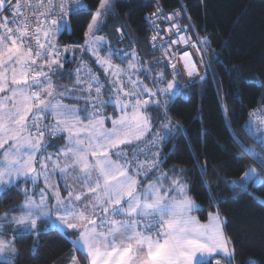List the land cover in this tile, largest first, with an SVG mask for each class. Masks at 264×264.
<instances>
[{
  "label": "snow or ice",
  "instance_id": "6c2138e0",
  "mask_svg": "<svg viewBox=\"0 0 264 264\" xmlns=\"http://www.w3.org/2000/svg\"><path fill=\"white\" fill-rule=\"evenodd\" d=\"M81 10H88L82 0H0V197L8 198L12 189L21 191L20 183L32 185L22 190V203L0 214V264H18L16 235L2 238L8 231L28 234L33 247L42 235L61 234L81 254L72 257V264H81V258L83 264H222L221 256L223 264H234L236 249L225 231L227 220L217 210L201 223L192 215L201 206L188 194L183 176L188 169L180 168V175L172 176L176 166L162 167L168 155L163 147L181 131L167 115L177 95L176 77L186 73L189 80L205 78L198 64L205 72L210 67L203 55L211 47L210 38L193 41L189 33L194 26L176 22L180 11L166 17L152 13L171 23L162 30L150 20L157 33L150 46L163 53L142 62L135 48L115 49L105 36L97 35L112 12L111 0H99L83 43L61 46L55 37L71 33L69 17ZM116 31L123 40V31ZM173 45L196 49L199 60L188 51L175 57ZM67 53L72 60L79 53L74 70L64 68L70 62ZM214 55L219 59L222 54ZM113 57L127 60L126 66L113 63ZM160 63L165 69L155 67ZM168 68L172 80L166 78ZM64 75L73 80L71 86L53 79ZM66 99L76 104L65 103ZM149 109L163 110L161 117L167 122H161L157 131ZM221 111L233 142L264 169V152L242 143L226 104ZM243 127L264 148V109L250 112ZM197 166L201 167L199 162ZM57 175L62 184L53 181ZM200 175L215 205L212 184L206 179L207 161ZM220 179L243 192L250 185L264 188V175L251 165L239 180ZM17 211L19 215L14 214Z\"/></svg>",
  "mask_w": 264,
  "mask_h": 264
},
{
  "label": "trees",
  "instance_id": "16d2710c",
  "mask_svg": "<svg viewBox=\"0 0 264 264\" xmlns=\"http://www.w3.org/2000/svg\"><path fill=\"white\" fill-rule=\"evenodd\" d=\"M159 1L165 11L176 7L181 9L182 23L194 26L190 33L194 41L204 36L211 40V47L203 53L205 61L210 64L205 78L185 85L181 76L176 77V81L181 79L180 83L177 82L180 90L171 101L167 115L171 125L174 128L179 125L181 131L163 147V152L168 155L162 167L167 170L176 166V175H180V168L188 169L183 176L187 178L188 193L201 206L195 211L200 220L205 221L210 212L217 210L227 220L225 231L232 237L236 249L234 264H264V204L253 198L264 200V188L250 185L248 191L243 192L220 179L223 176L227 180H237L252 162L264 175V169L233 142L221 111L222 104H226L227 116L236 136L246 146L255 144L244 131L243 123L250 111L264 101V87L258 86L264 85V0ZM84 3L88 10L69 17L72 31L59 35L60 43H83L84 32L99 0H84ZM152 7V2L147 0H113L112 12L107 15L100 33L112 37L115 46L126 50L135 48L139 56V52L143 53L144 58L140 56L142 62L159 59L150 46L146 22V15ZM118 26L125 33V40L121 42L117 40ZM214 53L222 55L218 59ZM88 61L89 66L100 73L94 61L90 58ZM155 67L165 69V64ZM100 75L102 78L103 74ZM165 75L167 80L173 79L168 69ZM145 83L151 87L150 81L145 80ZM165 98L160 97L161 100ZM162 111L149 109L155 124L164 120ZM206 161V179L212 184L215 205L210 203L209 189L201 182V167ZM198 162L201 167L197 166ZM25 186L20 183L21 191L12 189L8 198L0 197V214L23 202ZM14 214L19 215V212ZM4 234L8 239L14 235L17 237L18 264H64L71 255L81 257L68 239L58 233L42 235L36 247L28 234L11 231Z\"/></svg>",
  "mask_w": 264,
  "mask_h": 264
},
{
  "label": "built area",
  "instance_id": "2783aa9c",
  "mask_svg": "<svg viewBox=\"0 0 264 264\" xmlns=\"http://www.w3.org/2000/svg\"><path fill=\"white\" fill-rule=\"evenodd\" d=\"M147 1H151L152 4H153V7H152L151 11L149 13H147V15H146V22H147V28L149 30V39L150 40H151V37L152 36H154V35L157 34L156 33V30L153 28V25L150 22V20H156V23L159 25L160 29H162V30L165 29V28H167L169 26V24L171 23V22L166 21V20H163V19H158L157 20L155 17H152L151 16L152 13H157L161 17H166L168 14H173L174 15L175 12L180 11L181 12V15H180V17L177 18L176 22H178L180 25H188V24L182 23V11H181V9L179 7H176L174 9L170 10V11H165L164 8L162 7V5H161V3H160L159 0H147ZM82 2L84 3V0H82ZM13 3H15V0H13ZM158 9H159V12H158ZM4 15L10 17L11 16V13L5 12ZM117 28H120L121 29V27H117ZM119 35L120 34L118 33V37H119ZM161 35H164L165 36V39H167V36L163 32L161 33ZM124 38H125V35H124ZM172 39H176V37L173 36ZM191 39H192V37H191ZM71 43H74V42H68L66 44H71ZM135 45L137 46L136 43H135ZM172 47H173V53H174V56L175 57L181 56L183 54V51H188L192 55L193 60H195V61H198L199 60V55L196 53V49H194V48H192V47H190L188 45H173ZM155 50H156L157 56L159 58H161L162 57L163 50L160 47H157ZM139 54H140L141 57L144 58V54L143 53H140L139 52ZM68 59L69 60H72L71 56ZM178 66L182 68V62ZM198 67L200 68L201 75L204 76L205 75L204 66L198 64ZM168 70L172 74L171 69L168 68ZM180 76L182 77V80H183V82H184L185 85H190V84L196 83V82H198L200 80L198 78H194V79L189 80V78L186 76V73L184 75H180ZM186 81H187V83H186ZM260 109H264V101L259 106L253 108L250 112H252L253 110H260ZM248 119H249V114L247 116V119L243 123V125L248 121ZM253 119H255V118H253ZM257 123H259V122H257ZM244 131H245V129H244ZM246 134H247V136L249 138H251L247 132H246ZM251 139L256 143V145L259 147L260 150L264 151V148H261V145L255 139H253V138H251Z\"/></svg>",
  "mask_w": 264,
  "mask_h": 264
},
{
  "label": "crops",
  "instance_id": "0c3cea01",
  "mask_svg": "<svg viewBox=\"0 0 264 264\" xmlns=\"http://www.w3.org/2000/svg\"><path fill=\"white\" fill-rule=\"evenodd\" d=\"M99 35H104L105 36V34H99ZM111 42V41H110ZM82 44V43H81ZM111 44L113 45V43L111 42ZM113 47L115 48V49H121V50H123V51H131V50H126L125 48H123L122 46H115V45H113ZM105 52L107 51V49H105L104 50ZM104 54V52H102L101 53V55H103ZM71 56V58H72V54L71 53H69L68 55H67V57H70ZM88 56H85L84 57V60H86L87 62H89L88 61ZM79 61H80V56H79V53H77V56H76V59L75 60H71V62H69V63H65L64 64V68H65V70L66 71H68V70H74L77 66H78V64H79ZM145 61H147V60H145ZM113 63H115V64H117V65H120V66H122V67H124V66H126V64H127V60H124V61H121L120 59H118V58H116V57H113ZM95 64V63H94ZM96 65V64H95ZM97 66V65H96ZM91 67H93L92 65H91ZM98 67V66H97ZM53 79L55 80V81H57V83L58 84H62V85H69V86H71V84H72V82H73V80L72 79H69V77L67 76V75H64V76H62V77H53ZM102 80H104V76L101 78ZM58 91H63V89L62 88H58ZM109 91V89L106 87L105 88V92H108ZM65 103H69V104H76V101H74V100H65L64 101ZM79 106H81V105H79ZM114 111V109H112V108H108L107 109V113H110V112H113ZM63 141H58V142H56V143H62ZM49 151H54V149H49ZM62 184V183H61ZM40 186H42V182L40 183ZM61 191L63 192V189H61ZM65 195H66V193H64ZM189 194V193H188ZM190 195V194H189ZM197 203V202H196ZM198 204V203H197ZM196 210H194L193 211V213H192V215H194V216H196L197 218H198V216H197V214H196V212H195ZM216 211H212V212H210L209 213V215L210 214H214ZM209 215H208V217H207V219L205 220V221H202V220H200L199 218V221L201 222V223H207L208 222V219H209ZM5 235V234H4ZM4 235H3V237L2 238H4ZM72 238L74 239L75 238V235H73L72 236ZM8 239V238H7ZM76 251V250H75ZM74 255H71L70 256V260H68V261H66V263H64V264H72V257H73ZM78 257V256H77ZM221 259H222V256L220 257ZM223 264V263H222Z\"/></svg>",
  "mask_w": 264,
  "mask_h": 264
},
{
  "label": "rangeland",
  "instance_id": "374dc122",
  "mask_svg": "<svg viewBox=\"0 0 264 264\" xmlns=\"http://www.w3.org/2000/svg\"><path fill=\"white\" fill-rule=\"evenodd\" d=\"M111 3H112V8H113V0H111ZM100 34V32H98L97 33V35H99ZM101 36H104V35H101ZM105 37L109 40V41H111V42H113L112 40V37H109V36H107V35H105ZM56 39H57V37H55ZM193 39V38H192ZM149 41H150V39H149ZM193 41H194V39H193ZM160 68H158V70H159ZM171 74V73H170ZM172 75V74H171ZM170 80H172V77H171V79ZM178 81V83H180V81H181V79L180 78H178L177 79ZM178 85V84H177ZM177 85H176V88H177ZM182 86V85H181ZM179 87H180V85H179ZM178 90H180V89H177V91ZM163 98H165V97H163ZM82 106V105H81ZM114 112V111H113ZM113 112H110V113H108V114H113ZM161 122H167V121H165V120H162V121H159L157 124H155V127L153 128V131H157L158 129H159V124L161 123ZM108 127H111V124L109 123L108 125H107ZM151 137H149V139H150ZM250 147H253V148H256V146H255V144H253V143H250ZM257 149V148H256ZM251 166L252 167H254V168H256L257 169V171L259 172V167L256 165V164H254V162H252L251 163ZM172 176H176V174L175 173H172L171 174ZM52 179H53V181H57V182H60V183H63L62 181H60V178H59V176L57 175V176H53L52 177ZM240 178H238L237 180H239ZM145 183H147V181H145ZM25 187H28V188H31L32 187V185H30V186H25ZM41 187H43V184H42V186ZM31 194V193H30ZM62 194H64V192H62ZM65 195V194H64ZM4 240H10V239H7V236H5L4 235V238H3ZM77 256V255H76ZM81 264H83V259L81 258Z\"/></svg>",
  "mask_w": 264,
  "mask_h": 264
}]
</instances>
